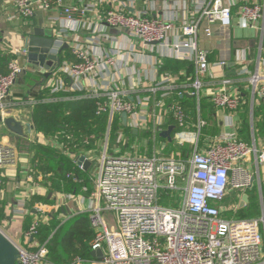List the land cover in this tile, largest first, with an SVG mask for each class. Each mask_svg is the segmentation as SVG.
<instances>
[{
    "label": "built area",
    "instance_id": "2783aa9c",
    "mask_svg": "<svg viewBox=\"0 0 264 264\" xmlns=\"http://www.w3.org/2000/svg\"><path fill=\"white\" fill-rule=\"evenodd\" d=\"M18 15L31 18L38 4L48 11L53 7L51 0H12ZM62 5V0H56ZM199 18L184 20L180 27L172 21L150 18L147 12L127 15L121 11H108L103 17L110 28L126 33L143 45H159L171 52L173 57L188 59L195 63L196 75L191 84L192 95L198 100L203 88L202 78L210 69L208 53L199 48L197 36L201 22L206 23L204 34L212 36L211 26L229 28L232 25V6H226L223 0H203L200 2ZM93 8V7H92ZM92 8L68 6L59 18L61 28L55 34L52 54L57 55L63 47V38L68 31H75L81 16L93 11ZM92 9V10H91ZM240 19L250 26L261 25L264 19V6L244 4L239 9ZM56 20H52V22ZM102 41L108 40L105 34ZM99 47V46H98ZM96 47L76 44L73 55L77 63H63L47 83L51 95L70 92L81 95L70 99H96V114L108 115V130L98 150L91 149L84 156L91 163L89 186L83 194H64L53 209L72 215L69 205L75 204L77 214H88L94 230L91 251L103 252V259H95L93 264H261L263 260V241L260 226H264V214L259 219L226 220L221 210L212 205L222 202L229 188L247 190L253 185V176L245 168V159L254 155L258 164H264V149L258 150L240 141L235 134L227 135L215 142L205 152L193 150L189 157L176 158L161 156L163 147L153 157L133 156L122 151L126 148L124 132L116 134L114 152L110 149V132L116 116L127 114V124L131 128L144 127L148 119L147 99L128 100V92L118 87L117 62L124 60L125 47L113 50L112 56L96 52ZM99 49V48H98ZM100 50V49H99ZM116 56V57H114ZM221 65H225L222 63ZM115 68L110 81V69ZM25 73V69L16 60L8 63L7 74L0 75V116L3 118L15 105L8 102L11 88ZM64 74L68 79L62 77ZM104 78V80H103ZM90 79L91 86L97 87L86 95L82 80ZM97 80H103L97 83ZM170 79L166 78V81ZM165 81V82H166ZM253 90L264 100V78L253 74L248 78ZM224 81V85L230 84ZM83 84V85H82ZM207 96L219 109L235 112L240 98L228 92L226 87L209 91ZM42 101H32L35 106ZM55 100H51V103ZM170 112L180 128L187 126V114L178 105L173 104ZM156 117V116H155ZM154 117V118H155ZM161 117L156 119L154 133L161 132ZM206 125L199 121L198 128ZM34 134L33 144H51L41 134ZM43 139H42V138ZM184 143V133L179 136ZM88 144V140L86 141ZM63 149L62 146H59ZM100 154L99 156L97 155ZM78 169L80 156H72ZM20 160V152L14 146L0 141V170L15 167ZM35 169L30 165L25 174V185L29 188L19 200L23 214H34L25 239L30 248L16 246L19 249L18 264H54L49 260L47 242L39 243L35 237L42 222H49L52 208L36 204L33 210L26 204L38 188L34 179ZM164 191L170 195L169 206L160 205ZM174 195V196H175ZM178 203L177 206L174 205ZM78 208V209H77ZM109 216L112 223L108 222ZM63 220V219H62ZM86 260L75 257L69 264H86Z\"/></svg>",
    "mask_w": 264,
    "mask_h": 264
},
{
    "label": "crops",
    "instance_id": "0c3cea01",
    "mask_svg": "<svg viewBox=\"0 0 264 264\" xmlns=\"http://www.w3.org/2000/svg\"><path fill=\"white\" fill-rule=\"evenodd\" d=\"M51 1L53 2L51 10L46 11L37 4L34 15L26 19L18 15L12 0H0V58L6 59L12 56L25 69V73L11 88L8 97V102L15 106L4 117L5 119L14 118L20 122L24 135L16 136L0 121V135L7 134L9 137H13L17 147H20L22 139L32 135L28 133L27 128L28 124L32 126L34 107L31 105L32 101L38 100L40 97L41 100L38 101L48 103H51V100H62L60 97L51 95L50 89L47 87L50 78L43 80L42 69L28 62L27 54L24 52L25 39L29 34H34L36 30H41L45 35L53 33L55 39V34L61 28L59 18L62 16L63 9L68 6H75L78 8L93 7V11L81 16L75 31H68L67 36L63 38V47L67 45L68 48L63 49L62 47L59 51L62 62H71L67 59V51H70L73 56V48L77 43L85 46L92 45L97 48L94 53L100 54L102 51L109 56L113 55L111 53L113 50L121 46L125 47L122 51L124 60H120V58L116 60L118 67L116 84L128 92V100L136 102L137 98L140 97L148 101L147 123L140 129L131 128L128 124L124 126L121 115L116 116L126 140V148L120 151L121 155L127 151L133 156L153 157L161 147L164 148L162 154H168V145L173 142L180 148L189 145L191 151L185 156L180 155L181 158L186 159L195 148L199 152H205L219 139L231 134H235L240 141L248 146L258 150L264 149V100L254 92L248 81L251 75L257 73L264 78V19L259 27H253L241 20L239 16V9L242 5L261 4L264 6V0H223L224 5L232 6L233 22L229 28H222L217 24L212 25L210 27L211 37L204 34V28L207 25L205 22H201L197 43L200 49L208 53L210 69L202 78L203 88L200 100L192 95L191 84L196 75V67L193 61L173 57L170 51L164 50L159 45H143L128 34L108 27L103 17L108 11H121L127 15L147 12L150 18L172 21L178 28L184 20H197L199 18L200 2L203 0H62V5H58L56 0ZM52 20L56 21L52 22ZM103 34L107 35L109 39L102 41L101 35ZM162 60L179 61L191 65L190 73L188 69H183L179 74L187 76L186 82L180 83L179 76L170 72L161 73ZM222 63L225 65H221ZM114 72L116 69L111 68L109 81ZM61 75L63 78H67L64 74ZM166 78L170 80L166 81ZM103 80H97V83H101ZM224 81L231 83L224 85ZM82 83L86 87V95L97 89V87L91 86L92 81L90 79L82 80ZM222 87H226L229 93L240 98L241 104L235 112L216 108L207 96L209 91ZM79 95L81 94L70 92L64 97L73 98ZM183 95L195 98L194 112L185 109L187 126L184 129L181 128L182 131H175L176 133L173 134L178 125L170 112V108L176 103V98L183 97ZM70 100L74 101V99ZM160 117L162 118L161 132L155 134V122ZM200 120L206 123L201 129L198 128ZM172 125L175 126L172 127L173 131L170 135L172 139L164 138L166 141L162 140V134L168 131L169 126ZM125 128L128 129L129 134L125 133ZM148 132L151 133L149 137H144V134H148ZM181 133H184L185 140L182 144L179 139ZM0 137L8 138L6 136ZM43 138L45 140V137ZM0 141L7 143L4 139H0ZM111 151L114 152L113 149ZM30 165L34 166L29 150L27 153L20 151V160L15 167L0 170L5 179L4 184L0 183V200L6 204V221L3 222L0 229L14 243L27 248H30V241L25 239L27 230H23V224L27 218H30L32 223L34 214L25 213L21 215L20 212L23 211L19 200L27 190L29 191L24 183V178ZM243 165L253 176L252 187L247 190L229 188L222 202L213 203L221 210V216L226 220L259 219L264 214V164H258L255 156L250 155L245 159ZM91 173L90 170V175ZM34 179L38 183L34 196L48 195L52 201L50 204H36H43L52 209L56 207L58 200L64 194L51 193V183L46 181V177L35 173ZM171 195L178 198L175 193H171ZM244 196H247V201L243 200ZM171 202L173 201L170 198L169 204ZM74 205V203L69 205V211L72 213L75 211L73 213L75 216L78 214ZM177 205L178 203L174 207ZM26 209L31 210L28 207V202ZM57 213H61L60 219L65 216L61 208L57 211L53 209L52 214ZM260 230L264 260L263 225L260 226Z\"/></svg>",
    "mask_w": 264,
    "mask_h": 264
},
{
    "label": "trees",
    "instance_id": "16d2710c",
    "mask_svg": "<svg viewBox=\"0 0 264 264\" xmlns=\"http://www.w3.org/2000/svg\"><path fill=\"white\" fill-rule=\"evenodd\" d=\"M67 59L72 64L77 63L76 57L72 56L70 51H67ZM11 60H14L12 56L6 59L0 58V75L7 74L8 63ZM183 69H188L190 73L191 65L179 61L162 60L160 72L178 75L180 83H183L188 79L187 76L179 75ZM66 82H69L68 79ZM64 95L63 93L55 94L62 100L52 103L41 102L33 107V131L53 142L51 144H33L28 150L36 175L46 177V181L51 183V193L80 195L83 193V189L89 186L90 170L86 172L78 169L72 156H81L91 149L98 150L108 130V115L96 114V99L63 100ZM38 100H41V97ZM175 102L184 111H186L185 109L193 111L195 108V98L187 95L177 97ZM120 127L121 124L115 118L110 132V141L116 142V134ZM175 131L182 130L177 126L173 134L176 133ZM125 133L129 134L127 128H125ZM150 134L148 132V134H144V137H149ZM161 139L166 141L162 136ZM59 146H62L63 149H60ZM168 147V154L163 153L161 156L181 158L191 151L189 145L180 148L173 142L169 143ZM1 174L0 171V183L4 184L5 179ZM162 195L163 197L168 196V199L171 193L167 191ZM36 203L50 204L52 201L48 195H37L28 201V207L32 210ZM168 204L166 203V206H169ZM5 206V202L0 200V226L6 221ZM60 215L61 213L52 214L49 222H42L38 228V235L35 237L41 244L47 242L49 260L54 264H69L75 257L91 258L90 244L95 234L88 214H78L69 218L67 222L69 221L70 227L64 234L61 232L67 222L62 224L63 220L60 219ZM30 223V218H27L23 224V230H28Z\"/></svg>",
    "mask_w": 264,
    "mask_h": 264
},
{
    "label": "water",
    "instance_id": "95a60500",
    "mask_svg": "<svg viewBox=\"0 0 264 264\" xmlns=\"http://www.w3.org/2000/svg\"><path fill=\"white\" fill-rule=\"evenodd\" d=\"M54 46V35H45L41 30H36L34 34H29L24 42V52L27 54L28 62L35 67L42 69L43 80H47L52 77L53 73L58 70L63 62L60 57V52L55 55L51 53ZM65 45L63 49H67ZM43 82V81H42ZM124 126H127V114H121ZM5 127L16 136H23V127L20 122H17L14 118H3L0 116ZM28 133H31L32 126L27 125ZM136 131V130H135ZM173 128L170 127L168 131L162 134L163 138L171 140V133ZM137 132V131H136ZM78 165L84 167V171L91 169V163L84 157L78 158ZM244 201H247V196H244ZM19 249L16 244L0 229V264H18ZM91 256L95 259L102 260L103 252L93 251Z\"/></svg>",
    "mask_w": 264,
    "mask_h": 264
},
{
    "label": "rangeland",
    "instance_id": "374dc122",
    "mask_svg": "<svg viewBox=\"0 0 264 264\" xmlns=\"http://www.w3.org/2000/svg\"><path fill=\"white\" fill-rule=\"evenodd\" d=\"M0 136H4V137L6 136V137H8L7 139L6 138H3V137H0V139L6 140L8 144L14 146L15 148H17L19 150V152L22 151L23 153H27L28 152V148L31 145H33V141H34V134L29 135V136H26L24 139L21 140L20 147H17L16 146V140L13 139V137H11V136L9 137L7 134L0 135ZM115 145H117L116 142L114 143V141L111 140L110 141V149H113L114 150L115 149ZM97 155L99 156L100 154L97 153ZM164 192H166V191H164ZM167 197H163V195H162L161 198H160L159 204L166 206V203L168 204V200H169V198L167 199ZM73 213H75V211H73ZM73 213H72L71 216L69 214H66V217L65 218L62 217V219H63L62 224H64L65 222H67V220L69 218L73 217L74 216ZM107 220H108V222L110 224L112 223V219H111L110 216H109V218ZM68 222L65 223V225H64V227L62 229V232H61L62 234H64L65 232L68 231V229L70 227V224ZM84 259L87 261L86 264H93V262H95V258H93L92 256H91V258H84Z\"/></svg>",
    "mask_w": 264,
    "mask_h": 264
}]
</instances>
